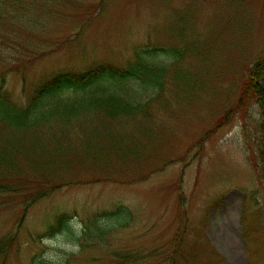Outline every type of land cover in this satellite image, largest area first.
Here are the masks:
<instances>
[{
  "label": "rangeland",
  "instance_id": "obj_1",
  "mask_svg": "<svg viewBox=\"0 0 264 264\" xmlns=\"http://www.w3.org/2000/svg\"><path fill=\"white\" fill-rule=\"evenodd\" d=\"M4 10L0 75L9 68L4 92L21 108L62 70L126 65L155 46L182 58L125 137L98 134L96 121L70 140L44 127L0 133V155L16 159L15 175L0 176V243L15 237L0 264H264V134L259 106L240 107L238 92L264 52V0H13ZM139 91L145 104L159 89ZM51 146L62 158L39 159ZM41 173L60 180L40 189ZM39 192L49 194L24 215Z\"/></svg>",
  "mask_w": 264,
  "mask_h": 264
},
{
  "label": "trees",
  "instance_id": "obj_2",
  "mask_svg": "<svg viewBox=\"0 0 264 264\" xmlns=\"http://www.w3.org/2000/svg\"><path fill=\"white\" fill-rule=\"evenodd\" d=\"M12 3L13 0H0V10L6 4L12 6ZM9 14V10L1 11L0 20ZM165 54L172 55L174 62L169 66H162L157 61L159 55ZM133 57L132 61L122 66L113 63H100L79 71L62 70L57 74H52L41 82L35 92L36 95L31 99L27 108L14 105L5 95V83L9 70L7 68L0 75V133L4 132L6 127H10L14 136L28 138L30 135H39L38 130L44 127L51 129L52 137L62 134L66 136L67 140H70L77 136L76 131L81 129L82 125L96 121L101 128L98 134L112 138L114 133L120 131L122 135L119 133L117 135L125 137V130L129 129L131 121L136 117L146 116L151 103L156 99L160 100L166 81L168 82L166 75L170 70L176 73L182 55L176 48L167 50L155 46L152 51H136ZM246 73L238 86L239 95L242 97V103L239 106L246 107L250 103L259 106L260 124L264 134V52L259 56L257 62L247 69ZM142 89H144V93L149 89H159V92L154 98L143 104L141 103L143 93L139 91ZM125 124H128L126 129L122 127ZM83 134L84 136L88 135L86 130L83 131ZM1 138L5 139L2 136ZM262 142L261 153L264 157V139ZM44 150L39 159L46 154L50 161H58L62 158V146L55 150L53 147L51 150ZM116 150L126 155L127 151L123 146H113L112 152L115 153ZM108 164L105 163L104 166ZM15 165L16 159L12 158L11 153L1 154L0 176L7 175L5 179L7 180L11 173L15 175ZM45 176L46 174L43 173L36 178L40 189L43 184L50 186L60 180L58 178L48 180ZM14 184L19 186L15 190L17 192L21 189H30L25 183ZM56 185L58 184L53 186ZM48 194L39 192L32 195L31 203L23 209L24 215L27 214V209H30L33 204ZM124 210L126 209L120 208L118 212L110 213V215H118ZM63 218L58 221L61 228L65 225ZM87 229L90 230V227H86L83 231L86 233L85 236L88 233ZM70 234L74 236V232L70 231ZM8 239L2 240L0 243V258L12 249L15 237Z\"/></svg>",
  "mask_w": 264,
  "mask_h": 264
}]
</instances>
